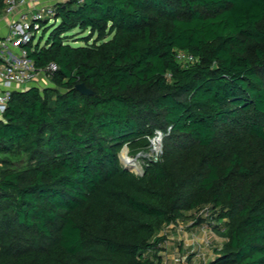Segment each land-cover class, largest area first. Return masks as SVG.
I'll list each match as a JSON object with an SVG mask.
<instances>
[{
  "label": "trees",
  "instance_id": "1",
  "mask_svg": "<svg viewBox=\"0 0 264 264\" xmlns=\"http://www.w3.org/2000/svg\"><path fill=\"white\" fill-rule=\"evenodd\" d=\"M53 9L25 45L51 85L0 113V264H163L180 221L224 234L209 264H264V0ZM158 131L137 176L119 151Z\"/></svg>",
  "mask_w": 264,
  "mask_h": 264
},
{
  "label": "built area",
  "instance_id": "2",
  "mask_svg": "<svg viewBox=\"0 0 264 264\" xmlns=\"http://www.w3.org/2000/svg\"><path fill=\"white\" fill-rule=\"evenodd\" d=\"M29 1L34 7L31 11H26ZM4 9L7 13L15 9L19 12L17 18L10 23L8 32L0 36V113L5 110L13 90L34 81L41 73L48 76V73L57 68L52 62L45 69H37L25 48L26 44L35 42L40 37L42 22L55 21L53 3L42 0H6ZM176 58L180 62L194 60L191 54L185 52H179Z\"/></svg>",
  "mask_w": 264,
  "mask_h": 264
},
{
  "label": "rangeland",
  "instance_id": "3",
  "mask_svg": "<svg viewBox=\"0 0 264 264\" xmlns=\"http://www.w3.org/2000/svg\"><path fill=\"white\" fill-rule=\"evenodd\" d=\"M73 32L76 35V38H71L73 44H81V41H76L74 39H78L82 34L77 33L76 30ZM48 33L49 31L43 35L42 42H44ZM39 75L42 78H49L44 73ZM161 138L162 135L158 131L154 137L147 138L145 141H135L124 145L119 151V160L121 164V156H126L127 158L135 160L138 167L129 170L137 176H142L144 166L147 165V162L159 157L161 153ZM155 139H158L157 144L155 143ZM12 159L15 160L17 157L12 156ZM190 224L191 222L186 224L180 221L175 224H170L160 230L159 235H164L165 237V242L163 243L164 248L159 252L163 264H185L188 256L192 257L194 255H196L195 264H209L211 257L219 251L226 240L224 234H218L213 227L206 223H203V226H198L197 231L192 232L188 228Z\"/></svg>",
  "mask_w": 264,
  "mask_h": 264
},
{
  "label": "crops",
  "instance_id": "4",
  "mask_svg": "<svg viewBox=\"0 0 264 264\" xmlns=\"http://www.w3.org/2000/svg\"><path fill=\"white\" fill-rule=\"evenodd\" d=\"M42 1H46L47 3H50V2L54 3L58 0H53V1L42 0ZM33 7H34L33 3L31 1H29L25 7V10L31 11ZM18 12H19V10L15 9L11 13H7L4 9V6L0 8V36L6 34L8 32L9 25L13 20H15L17 18ZM49 84H51V83L47 77L42 78V77H40V75H38L34 81L30 82L27 85L17 87V89L18 90H24V89L31 87V86H37V87L43 88L45 86H50ZM197 229H198V227L189 228V230L191 232L197 231ZM216 255H217V253L214 254V256H216ZM213 257H211L210 261L213 259ZM195 262H196V255H194L192 257H188L185 264H195Z\"/></svg>",
  "mask_w": 264,
  "mask_h": 264
},
{
  "label": "bare ground",
  "instance_id": "5",
  "mask_svg": "<svg viewBox=\"0 0 264 264\" xmlns=\"http://www.w3.org/2000/svg\"><path fill=\"white\" fill-rule=\"evenodd\" d=\"M155 143H158V139H155ZM121 159L123 166L128 169H136L138 167L137 162H135L133 159L127 158L126 156H121Z\"/></svg>",
  "mask_w": 264,
  "mask_h": 264
},
{
  "label": "water",
  "instance_id": "6",
  "mask_svg": "<svg viewBox=\"0 0 264 264\" xmlns=\"http://www.w3.org/2000/svg\"><path fill=\"white\" fill-rule=\"evenodd\" d=\"M75 89L77 91H79L80 93L82 94H85V95H93L94 94V90L88 88L85 83L83 82H80L78 84L75 85Z\"/></svg>",
  "mask_w": 264,
  "mask_h": 264
}]
</instances>
